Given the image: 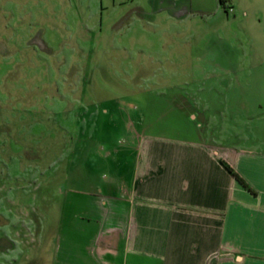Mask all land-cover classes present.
<instances>
[{
	"label": "rangeland",
	"instance_id": "1",
	"mask_svg": "<svg viewBox=\"0 0 264 264\" xmlns=\"http://www.w3.org/2000/svg\"><path fill=\"white\" fill-rule=\"evenodd\" d=\"M212 9L198 0H0V222L54 223L52 207L95 184L78 174L84 158L94 169L127 143L129 113L147 133L189 134L193 95L209 78L236 76L208 62ZM218 43L236 48L234 36ZM199 105L216 116L201 128L215 130L237 101ZM263 128L248 139L264 141Z\"/></svg>",
	"mask_w": 264,
	"mask_h": 264
},
{
	"label": "crops",
	"instance_id": "2",
	"mask_svg": "<svg viewBox=\"0 0 264 264\" xmlns=\"http://www.w3.org/2000/svg\"><path fill=\"white\" fill-rule=\"evenodd\" d=\"M208 1V62L236 76L193 95L187 135L147 133L129 113L127 143L94 169L84 158L78 174L95 184L52 207L54 223L0 222L14 225L0 264H264V141L247 135L264 124V0ZM233 36L236 48L219 45ZM235 99L223 124L201 128L216 116L199 102Z\"/></svg>",
	"mask_w": 264,
	"mask_h": 264
},
{
	"label": "trees",
	"instance_id": "3",
	"mask_svg": "<svg viewBox=\"0 0 264 264\" xmlns=\"http://www.w3.org/2000/svg\"><path fill=\"white\" fill-rule=\"evenodd\" d=\"M221 4H224L226 0H219Z\"/></svg>",
	"mask_w": 264,
	"mask_h": 264
},
{
	"label": "built area",
	"instance_id": "4",
	"mask_svg": "<svg viewBox=\"0 0 264 264\" xmlns=\"http://www.w3.org/2000/svg\"><path fill=\"white\" fill-rule=\"evenodd\" d=\"M229 9H231V7Z\"/></svg>",
	"mask_w": 264,
	"mask_h": 264
}]
</instances>
